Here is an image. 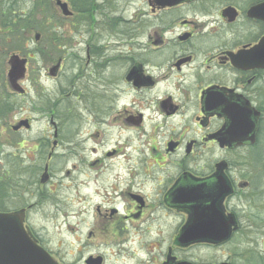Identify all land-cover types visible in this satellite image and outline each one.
<instances>
[{
	"label": "flooded vegetation",
	"instance_id": "flooded-vegetation-1",
	"mask_svg": "<svg viewBox=\"0 0 264 264\" xmlns=\"http://www.w3.org/2000/svg\"><path fill=\"white\" fill-rule=\"evenodd\" d=\"M140 3L131 19L121 21L124 25L115 46L87 49L92 78L85 139L92 141L91 154L98 157L93 162L123 153L124 161L133 166L129 178L117 175L104 189L92 182L89 200L102 201L97 217H119L112 224L118 230L106 229L105 238H95L105 250L85 253L74 264H238L230 256L208 261L194 257V252L219 250L234 238H253L256 217L264 221V206L255 202L257 191L264 192V176L255 171L264 161V154L256 153L264 141V58L257 59L253 53L264 40V0ZM19 55L26 59L25 76L18 80L24 91L12 89L8 63L6 78L0 81V129L29 135L40 130L29 141L38 154L34 161L46 158L41 175L47 169L48 179L41 181L45 184L57 148L67 141L78 145L82 124H63V59L32 66L35 55ZM43 69L45 77L52 78L49 88ZM80 85L76 78L74 93L66 95L77 104L84 100ZM4 93L11 102L23 98L25 114ZM240 112L251 119L258 115L253 119L257 122L254 141L250 131L241 136ZM11 114L16 121L7 125L5 119L13 118ZM113 136L122 151L112 153L111 148L98 156V140L101 145ZM144 155L150 165L173 168L162 177L143 179L139 168ZM36 205L24 207L25 224L52 254L27 223ZM102 208L108 213L102 214ZM162 220L169 233L154 235L151 225ZM192 225L203 229L191 233ZM144 231L148 236L141 234ZM109 232L116 238H108Z\"/></svg>",
	"mask_w": 264,
	"mask_h": 264
},
{
	"label": "rangeland",
	"instance_id": "rangeland-1",
	"mask_svg": "<svg viewBox=\"0 0 264 264\" xmlns=\"http://www.w3.org/2000/svg\"><path fill=\"white\" fill-rule=\"evenodd\" d=\"M65 1L73 12L72 16H64L56 5V0H0V81L6 78L8 60L13 53L35 55L32 66L37 62L41 65H53L56 64L58 57L62 58L64 72L61 81L65 96L60 99L64 100L63 124L72 126L73 123L80 122L83 134L78 145H69L67 141L57 148V154L50 162V179L46 181L47 183L41 184L46 158L35 162L38 154L32 146L33 142L29 141L31 137L39 135L40 130L36 129L29 135L25 131L15 133L11 129H0V211H14L37 203L29 213L28 225L56 258L64 264H74L85 253L105 250L104 246H99L100 239L95 238H105L106 229L110 232L118 230L112 224L119 221V217L113 216V219L97 217V206L102 201L99 198L89 200L92 182L97 184L96 187L104 189L117 175L129 178L133 166L132 163L124 161L123 153H118L122 151V146L117 144V136H113L111 142L101 145V141L98 140L96 147L98 156L111 148L112 153L118 154L93 162L98 157L91 154L92 141L85 139L90 128L87 122L90 108L87 90L88 81L92 78V66L88 65L87 49L93 45L115 46V42L120 41L119 34L124 25L121 21L124 18H132L135 10H139L141 0H95L91 3L76 1L75 4L70 0ZM4 5L5 8H10L11 12L15 10L20 15L30 16L28 25L5 27L1 16L5 9ZM44 72L43 69L41 72L43 81L49 88L52 86V78H46ZM76 78H79L80 90L83 92L84 100L80 104L75 102L73 96H66L69 92L74 93ZM4 96L11 104L15 102L17 106H22V113L25 114L23 98L13 99L11 102L9 94L4 93ZM15 121L14 117H7L4 123L11 125ZM115 146H119L120 149ZM143 148L150 151L147 146ZM257 148L258 155L264 154V141ZM147 149L146 154H149ZM141 150L139 148V151ZM151 162L148 155H144L140 161L139 169L143 172V179L159 175L162 177L163 173L166 174L173 168L172 165L164 163L153 166L150 165ZM255 171L258 177L264 176V161L256 165ZM144 193L151 194V191L144 189ZM255 202L260 207L264 206V192L257 191ZM88 211L91 213L90 217ZM101 212L108 213L106 208H102ZM162 221L151 225L150 228L155 230L154 235H157L156 231L169 233L166 231V220ZM255 221L257 225L255 237L234 238L219 250L207 248L198 253L194 252V257L216 261L230 256L238 264H264L262 251L264 221L261 222L260 217H256ZM89 231H95L96 235L92 233L90 236ZM110 232L108 238H116L114 233ZM141 234L148 236L146 231Z\"/></svg>",
	"mask_w": 264,
	"mask_h": 264
},
{
	"label": "water",
	"instance_id": "water-1",
	"mask_svg": "<svg viewBox=\"0 0 264 264\" xmlns=\"http://www.w3.org/2000/svg\"><path fill=\"white\" fill-rule=\"evenodd\" d=\"M57 4L62 9L64 15H71L67 2L57 0ZM264 8V4L262 5ZM257 54V59L264 58V40L253 51ZM10 70L8 72V81L12 89L23 92L19 87L18 80L24 78L26 73V59L14 54L9 60ZM258 114V112L256 113ZM239 129L241 136L246 132H251V141H254L257 132V116L249 118L244 112H240ZM47 169L42 177L44 182L47 179ZM25 210L21 209L15 212H0V264H59L58 261L40 246L33 237L29 229L25 227ZM203 229L200 225H192L190 232H196V229ZM188 232V234H190Z\"/></svg>",
	"mask_w": 264,
	"mask_h": 264
},
{
	"label": "trees",
	"instance_id": "trees-1",
	"mask_svg": "<svg viewBox=\"0 0 264 264\" xmlns=\"http://www.w3.org/2000/svg\"><path fill=\"white\" fill-rule=\"evenodd\" d=\"M76 1H82V3H86V2L91 3L90 0H87V1L86 0H70V2L74 4L76 3ZM4 8H5V5H4ZM1 16H2L3 25L5 27L12 25L15 28L16 25H19V24H22L23 26H27L28 25L27 22L31 20L30 16H26V14L20 15L16 13L15 10L11 12L10 8H5ZM15 20L16 22H13Z\"/></svg>",
	"mask_w": 264,
	"mask_h": 264
}]
</instances>
